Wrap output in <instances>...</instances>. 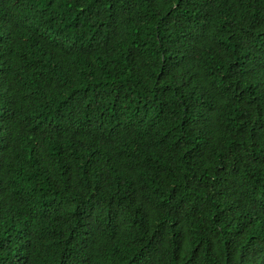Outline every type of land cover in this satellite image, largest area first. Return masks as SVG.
I'll list each match as a JSON object with an SVG mask.
<instances>
[{
  "label": "trees",
  "instance_id": "16d2710c",
  "mask_svg": "<svg viewBox=\"0 0 264 264\" xmlns=\"http://www.w3.org/2000/svg\"><path fill=\"white\" fill-rule=\"evenodd\" d=\"M0 264H264V0H0Z\"/></svg>",
  "mask_w": 264,
  "mask_h": 264
}]
</instances>
